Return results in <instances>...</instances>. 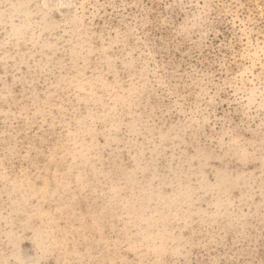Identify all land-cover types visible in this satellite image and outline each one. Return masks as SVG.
<instances>
[{"label": "rangeland", "instance_id": "374dc122", "mask_svg": "<svg viewBox=\"0 0 264 264\" xmlns=\"http://www.w3.org/2000/svg\"><path fill=\"white\" fill-rule=\"evenodd\" d=\"M0 264H264V0H0Z\"/></svg>", "mask_w": 264, "mask_h": 264}]
</instances>
